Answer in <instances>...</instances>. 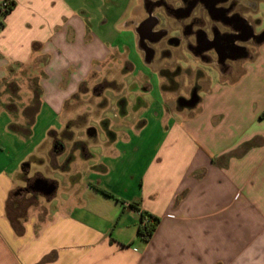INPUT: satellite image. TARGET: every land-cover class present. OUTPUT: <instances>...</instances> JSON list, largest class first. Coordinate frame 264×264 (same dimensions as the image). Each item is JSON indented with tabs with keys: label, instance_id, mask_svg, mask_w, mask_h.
<instances>
[{
	"label": "crops",
	"instance_id": "crops-1",
	"mask_svg": "<svg viewBox=\"0 0 264 264\" xmlns=\"http://www.w3.org/2000/svg\"><path fill=\"white\" fill-rule=\"evenodd\" d=\"M10 1L0 12V83L32 63L42 73L32 122L0 108V264H264V31L227 70L214 65L220 77L203 82L196 106L167 97L176 82L162 73L161 102L133 124L104 126L100 158L90 161L80 141L82 152L62 162L50 141L81 87L122 67L121 57L148 65L136 31L146 0L120 15L108 5L121 0ZM38 180L55 191L36 190ZM143 212L160 220L148 242L138 237Z\"/></svg>",
	"mask_w": 264,
	"mask_h": 264
},
{
	"label": "rangeland",
	"instance_id": "rangeland-1",
	"mask_svg": "<svg viewBox=\"0 0 264 264\" xmlns=\"http://www.w3.org/2000/svg\"><path fill=\"white\" fill-rule=\"evenodd\" d=\"M254 1L257 3V11L250 13L248 16L253 20L257 18L261 19V23L256 25L257 32L261 33L264 31V0ZM128 2L129 0H121V3H119L117 7L119 9L121 8L120 10L116 9V3H109L108 7L111 11L118 10L116 12L120 15ZM136 10H138V8H136ZM161 27L166 28L168 24L165 22ZM120 39L122 42L125 40L123 36L120 37ZM184 49L185 48L179 50L182 58L175 60L178 70L181 71L175 78L177 85L168 84L173 93L169 94L167 97L174 98L177 104H179V98L191 99V88L197 87L200 91L201 88L207 86L205 85L204 87L203 85L205 80L209 82L212 81V86L220 77L214 65H206L193 59ZM128 54L130 53H127V55ZM119 60L122 67H112L108 65L99 76L94 73L90 81L82 86L76 97L66 105L65 111L60 117L66 124V128L62 132L54 134V137H52L50 141V154L54 145L57 146V148H54L57 150V154H59L61 150L65 152L61 157L62 162L64 159L73 156L76 151L82 150L81 147L83 148L85 143L80 141H88V151L93 156L90 157L89 160L95 162L101 157V149L97 144L105 141L108 137V133L105 131V127L108 126V124H112L113 126L117 123L133 124L135 118L138 119L147 114V111H145L146 109L150 110V108H155L156 105H154V103L161 102L162 86L160 81H163V78H161V76H163L161 73L162 67L157 64L146 65L143 60H140L135 62V69H133L131 66L126 65L124 58L121 57ZM167 62L168 61H166V63ZM129 72H133L134 75L130 73L126 81L131 85L134 82L135 85H132V88L128 90L127 88L130 87V85H126L122 83V81L125 74ZM41 73L42 69L36 67L32 63L29 66L19 67L18 71H15L16 80L0 83V108L7 109L13 114L15 121H24V123H27L26 119L30 120L29 123L33 121L34 115L30 118L28 114H31V109L36 106V91L39 87L38 75ZM110 79H114V81ZM144 79H147L149 82L148 89H144ZM202 92L205 91H201L200 94H203ZM127 103H129V107L127 108L129 114L124 116L121 113V109L124 108V104ZM24 116H26V119ZM2 123L3 119L0 120V126ZM89 129L96 130L97 135L95 138L88 136L87 131ZM48 151L49 147L47 148V152ZM52 156L55 161L57 156L54 154ZM47 159L51 163L49 153H47ZM53 165H55V163ZM43 173L46 174L45 176L47 177L55 176V179L59 178V176L56 177V175H52V173L48 171V167L43 170Z\"/></svg>",
	"mask_w": 264,
	"mask_h": 264
},
{
	"label": "flooded vegetation",
	"instance_id": "flooded-vegetation-1",
	"mask_svg": "<svg viewBox=\"0 0 264 264\" xmlns=\"http://www.w3.org/2000/svg\"><path fill=\"white\" fill-rule=\"evenodd\" d=\"M178 2L146 0L145 16L136 27L138 46L148 65L174 63L171 70L161 68L173 84L181 73L175 60L182 57L181 53L175 57L174 50L185 48L195 60L227 70L229 62L246 55L248 44L262 39L261 34H256L259 20L247 19L257 11L254 0H182V8L176 7ZM165 22L168 27H161ZM198 93L199 88H191V98ZM180 102L184 104L186 100Z\"/></svg>",
	"mask_w": 264,
	"mask_h": 264
},
{
	"label": "trees",
	"instance_id": "trees-1",
	"mask_svg": "<svg viewBox=\"0 0 264 264\" xmlns=\"http://www.w3.org/2000/svg\"><path fill=\"white\" fill-rule=\"evenodd\" d=\"M9 1V7L7 10L3 11L1 9V3H0V12L2 11L5 15L9 14L16 6V3L14 1H10V0H7ZM36 106L31 109L32 110V113L28 114V116H30V118L32 117V115H34V113L37 111L38 109V106H39V96H40V91L39 89H37L36 91ZM264 116V114H263ZM101 191L105 194V195H108V196H112L111 193H109L108 191L106 190H102ZM159 218L155 217V216H152V215H149L148 213H145L143 212L141 214V222H140V225L138 227V237L144 241V242H148L154 232L156 231L157 227H158V224H159Z\"/></svg>",
	"mask_w": 264,
	"mask_h": 264
},
{
	"label": "water",
	"instance_id": "water-1",
	"mask_svg": "<svg viewBox=\"0 0 264 264\" xmlns=\"http://www.w3.org/2000/svg\"><path fill=\"white\" fill-rule=\"evenodd\" d=\"M197 103H198V98L192 97L190 100L186 101V103H184V105L189 106V107H194L197 105ZM95 133L96 132L94 129H90L88 131L89 136H93V135H95ZM34 187L36 190L43 192L47 196L51 195L56 189L55 186L50 185L48 182L40 181V180L36 181Z\"/></svg>",
	"mask_w": 264,
	"mask_h": 264
},
{
	"label": "built area",
	"instance_id": "built-area-1",
	"mask_svg": "<svg viewBox=\"0 0 264 264\" xmlns=\"http://www.w3.org/2000/svg\"><path fill=\"white\" fill-rule=\"evenodd\" d=\"M8 7H9V1L4 0V1L1 2V9H2L3 11L7 10Z\"/></svg>",
	"mask_w": 264,
	"mask_h": 264
},
{
	"label": "clouds",
	"instance_id": "clouds-1",
	"mask_svg": "<svg viewBox=\"0 0 264 264\" xmlns=\"http://www.w3.org/2000/svg\"><path fill=\"white\" fill-rule=\"evenodd\" d=\"M166 2V0H165ZM184 5H183V2L182 0H179L178 4L176 5L177 8H182ZM27 160V157H25V161Z\"/></svg>",
	"mask_w": 264,
	"mask_h": 264
}]
</instances>
